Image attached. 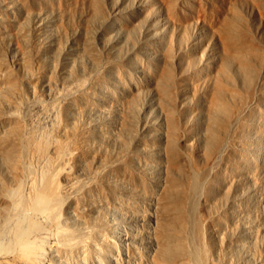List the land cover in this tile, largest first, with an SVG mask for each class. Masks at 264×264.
Returning a JSON list of instances; mask_svg holds the SVG:
<instances>
[{
	"label": "rangeland",
	"instance_id": "1",
	"mask_svg": "<svg viewBox=\"0 0 264 264\" xmlns=\"http://www.w3.org/2000/svg\"><path fill=\"white\" fill-rule=\"evenodd\" d=\"M34 135L58 212L26 250L0 198L1 264H264V0H0V193Z\"/></svg>",
	"mask_w": 264,
	"mask_h": 264
},
{
	"label": "bare ground",
	"instance_id": "2",
	"mask_svg": "<svg viewBox=\"0 0 264 264\" xmlns=\"http://www.w3.org/2000/svg\"><path fill=\"white\" fill-rule=\"evenodd\" d=\"M234 37H232V38H234ZM232 54H233V52H232ZM224 108H226V107H224ZM34 136H33V139L32 140L30 139L31 141H29V143L26 144L28 146V148H26V149H27V151L29 149V151H31L38 158V160L39 159L42 160L41 161L42 163L44 162V169L41 170V173H39V175H38L39 177L36 176L37 174L35 175L36 179L38 178V180L35 181V179H34L35 177L33 178L34 179L33 181H35V182H31L32 185L30 184V186H29L30 188H29L27 194L25 193L26 191L25 192L23 191V189H22L23 187L21 188V186H18L15 189L6 188V189H3V191L0 193V198L2 199L1 205L3 207V208H1V207L0 208L2 210H5L4 212L6 214L11 212L15 216L17 215L16 217H18V218H16V219H18V226H17V229H16L17 239H16L14 244L15 245L17 244L20 247L26 248V250L28 249V247H32V241L29 240V236H30L31 232L34 231V230H31L32 227L35 228V230L38 229L36 231H39V229H40L39 227H41L40 230H42V226L41 225H36V224H35L36 226L33 225V220L38 215L46 216L49 219L50 222L52 220H54L55 219V215L58 212V211H56V206H57V204L60 203V196H61V194H59V192L57 190L58 187H56V185H55L56 183H55L54 178H53L54 175L50 171L52 169H50V160H49L48 154H47L49 152L48 151V147H49L48 145H49V141H51V139L49 138L48 135H42V136L40 135L39 137H36L37 136L36 135L35 139H34ZM15 146H17V147H13L12 146V147L6 148V153H5V155H7L8 157L13 159L14 163H16V159H17L16 157L20 156L19 154L22 153V151H23V149L25 147L24 145H22V147H20L21 145H19L17 143H16ZM26 149H24V151ZM14 157L16 158L15 160H14ZM5 158L9 159L7 157H5ZM19 158L20 157H18V159ZM6 159H5V161H6ZM10 162L13 164L12 160L11 161L9 160V164H10ZM26 170L28 171V173H27V171L26 172L24 171V172L29 174V176H30L31 173H29V172H30L31 168L28 166L26 168ZM32 173H35V172H32ZM31 179H30V181H31ZM8 215H10V214H8ZM5 216H4V219H6ZM12 217H10V218H12ZM6 221H7V219L5 220V222ZM1 223H3V222H1ZM38 224H40V223H38ZM57 226H59V225H57ZM2 228L4 230V227H2ZM1 230L2 229H0V231ZM60 231H61V229H60ZM60 231L58 232V235H57L58 239H59V242L66 243L67 239H68V236L66 235V233H63V232L60 233ZM69 237H70V235H69ZM70 239L68 240L69 243L68 244L66 243V245H70V243H71ZM2 246L5 247L4 244L1 245L0 247L2 248ZM67 247H69V246H67ZM163 249H164L165 254H167L166 257H169L170 260H172V258L177 257L179 255H181L183 258L188 257V255L186 253L187 252L186 243L182 239H174V240L168 241V243H166V247L163 248ZM22 250L26 251L25 249H22ZM194 254H195V252H194ZM194 254L192 255V258H195L197 260L200 259V257H202V256H198V254H195V255ZM0 256H2V255H0ZM5 256H6V254H5ZM189 257H191V256H189ZM203 259H204V256H203ZM198 262H200V261H198ZM203 262L205 263V260H203L201 263L203 264ZM207 263H209V261Z\"/></svg>",
	"mask_w": 264,
	"mask_h": 264
}]
</instances>
